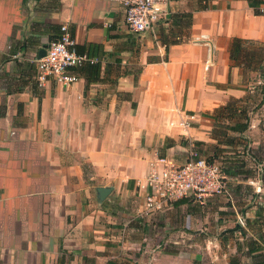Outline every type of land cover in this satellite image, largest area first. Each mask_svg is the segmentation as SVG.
<instances>
[{
  "label": "crops",
  "instance_id": "0c3cea01",
  "mask_svg": "<svg viewBox=\"0 0 264 264\" xmlns=\"http://www.w3.org/2000/svg\"><path fill=\"white\" fill-rule=\"evenodd\" d=\"M123 1L0 0V264H231L235 253L241 264L263 260L248 251L252 239L264 246L260 224L225 244L201 236L210 208L193 210L188 199L140 217L139 182L160 157L181 163L192 145L218 141L220 107L247 104L250 81L230 44L234 37L263 43L264 13L249 0H169L167 18L137 35ZM252 1L264 9V0ZM184 12L193 13L191 25L176 16ZM64 23L80 51L99 61L79 69L68 88L40 85L35 57ZM164 36L179 42L167 48ZM260 115L243 133L230 132L250 139L246 157L264 172ZM100 187L110 188L104 199ZM172 211L180 237L197 220L194 239L172 240ZM146 230L162 232L154 240ZM190 240L228 249L186 253L181 245Z\"/></svg>",
  "mask_w": 264,
  "mask_h": 264
},
{
  "label": "built area",
  "instance_id": "2783aa9c",
  "mask_svg": "<svg viewBox=\"0 0 264 264\" xmlns=\"http://www.w3.org/2000/svg\"><path fill=\"white\" fill-rule=\"evenodd\" d=\"M169 0H124L125 22L128 29L137 35L155 28L168 16ZM97 58L79 52L74 35L67 23L60 26V37L51 41L42 57H35L38 80L40 85L48 81L61 84L66 88L80 79L78 70L86 64L98 63ZM188 126V122H182ZM192 145L185 162L176 163L165 157H160L153 164L152 170L139 182L145 191V206L140 211V217L146 218L171 207L181 199L204 203L207 199L229 193L226 173L218 163H211L200 155ZM260 171H263L260 169ZM254 182V181H252ZM258 189L264 186L263 174L256 180ZM238 223L245 226L246 218L238 215Z\"/></svg>",
  "mask_w": 264,
  "mask_h": 264
},
{
  "label": "rangeland",
  "instance_id": "374dc122",
  "mask_svg": "<svg viewBox=\"0 0 264 264\" xmlns=\"http://www.w3.org/2000/svg\"><path fill=\"white\" fill-rule=\"evenodd\" d=\"M242 56L243 57L241 58L240 63H243L245 65L244 67L247 72L246 74L248 75V79L250 81V93L248 95V98H246L247 104L241 102L238 104L247 109L250 119H252V117L254 118L255 115L260 114H262V118H264V43L245 42ZM259 65L261 66L258 67ZM242 121L245 122V119L242 118ZM232 123L233 121H229L228 123L227 116L225 115V113H223L221 115L220 123H214L215 127L213 130L219 136H217L219 138L218 141H215L214 143H203L198 147L195 146V149L198 150L200 155L206 157L209 162H211L210 160H213V163L220 164L221 168L227 176L226 180L228 182L229 193L207 199L204 203L193 200L190 201V208H193V210H198L197 208L206 206L210 208V210L208 211H211L209 214H206L208 221V223L206 224L207 228L204 229V232L201 233V236H205L206 238L211 239L214 237H221L225 244L230 241H232L231 243L233 244L236 236L246 237L243 232L238 231V233L235 235V233L229 232V229H226L228 228V224L230 221H233L234 223L235 220L238 223V218L236 216L237 214L235 212L236 210L238 211V215H244L246 218V225L240 226V228H246L245 230L248 235V229L250 231L255 227L260 228L259 223L255 222L256 220L264 221V211L261 212L260 217L258 215L256 216L253 213H250V208H252L253 206H255L254 210H260L261 207L264 208V186L260 189L259 194L256 193L258 189L256 180L259 175L263 174L264 172L258 169V164H253L254 162L246 157L249 149V144L246 141L250 139L244 137V135L231 133L230 129L227 126H230ZM225 133L228 135H225ZM229 138H232L234 140L232 145H228L225 143V140H228ZM188 156L189 154L184 156L181 160V163L185 162ZM228 166H230V170L233 175L236 174L235 172H237V170H240L243 173L239 174V176H233L228 173ZM256 194H258V196L260 197L262 196V198L258 197ZM234 205H236V209ZM216 210L218 211V213L213 212ZM172 212L173 213L171 215H173V222H178L176 225H172V227L177 228L176 232H172V235H170L172 240H179V238H185V236L194 239L197 235L195 229L197 228V224H199L197 223V220L190 219L189 221L195 226H186L185 231H183V237H180V219L179 217L176 219V213H174V211ZM246 212H248V214H246ZM177 215L179 216L180 213H177ZM182 223L184 225L185 221ZM158 231L162 232V230H157L156 232L146 230L143 232L148 238L151 237L155 240L156 234L159 235ZM248 235L247 237H251L250 235ZM162 242L163 241H161V243ZM172 246V249H174V247L180 245L172 243ZM181 246L183 247L182 249L186 251V253L206 254L210 257L214 256L215 254L217 255L225 248L228 249V247L224 245V247L215 244L202 245L196 244V242L194 241L191 242V240L189 243H183V245ZM161 247H164V244H161ZM243 253H245V251ZM235 256L237 258H240V256L236 253ZM241 258L243 257L241 256Z\"/></svg>",
  "mask_w": 264,
  "mask_h": 264
},
{
  "label": "trees",
  "instance_id": "16d2710c",
  "mask_svg": "<svg viewBox=\"0 0 264 264\" xmlns=\"http://www.w3.org/2000/svg\"><path fill=\"white\" fill-rule=\"evenodd\" d=\"M249 1H250V4L252 6H254V10H255L256 13H264V9L259 8L256 2H254L252 0H249ZM208 7H209V5L206 3L204 5H201L200 9H208ZM176 16L184 17L185 19L183 21V24L191 25L192 17H193V13L192 12H184V13H181V14H177ZM176 24L179 25L180 23L176 21ZM178 42H179L178 38L171 40V39H168L167 36H164V43L166 44L167 48L170 46V44H175V43H178ZM245 42H253V41H250V40H247V39H243V38H240V37H234L232 39V41H231V44H230V56H231V58L234 61H236L238 63H240V60L243 57L242 55H243V48H244V43ZM78 50H79V52H81L79 47H78ZM93 65H95V64H93ZM263 100H264V97H263ZM238 102H239V100H237V101L231 100L228 103H226L224 106L220 107L214 113L215 124L216 123H220L221 115L223 113H225V115L227 116V120L228 121L230 119H236V120L233 121V123L230 126H227L230 130L238 131L239 133H243L246 129H248V127L250 125V118L248 116V111H247V109H245L243 107L240 109L237 106ZM242 118L245 119V122L242 121ZM215 134H216V136H218L216 132H215ZM225 135H228V134L225 133ZM233 141L234 140L232 138H229L228 140H225V143L229 145V144H233ZM210 161L212 162L213 160H210ZM227 171H228L229 174H232L231 170H230V166H228ZM235 173L238 174V173H243V172L240 171V170H237V172H235ZM256 195L258 196V194H256ZM184 201L186 202L187 200L181 199V200H178L176 203L179 204V203H183ZM262 211H264L263 207L260 208V211L258 213L259 217L261 216V212ZM255 222H258L261 225V227L262 226L264 227V221L263 220L262 221L261 220H256ZM245 229L246 228H240L238 226L237 229H230L229 232L234 233L235 231H239V232H243V234H245V236H246L247 233H246ZM259 235L264 240V232L259 233ZM248 247H249L248 251L250 253L257 252L259 254H256V255H258V256L261 255V257L263 258V260H260V259L256 258V262H253L252 264H264V246L261 247L260 244H258L257 240L252 239L251 243L249 244ZM262 249H263V251H262ZM231 264H241V262L238 261L237 257H233L231 259Z\"/></svg>",
  "mask_w": 264,
  "mask_h": 264
},
{
  "label": "water",
  "instance_id": "95a60500",
  "mask_svg": "<svg viewBox=\"0 0 264 264\" xmlns=\"http://www.w3.org/2000/svg\"><path fill=\"white\" fill-rule=\"evenodd\" d=\"M48 47V46H47ZM46 47V48H47ZM46 48L44 49H42L41 51H40V55H39V57H42V56H44L45 55V53H46ZM98 191H99V193H100V197L102 198V199H104L107 195H108V193L110 192V188H103V187H100V188H98Z\"/></svg>",
  "mask_w": 264,
  "mask_h": 264
}]
</instances>
